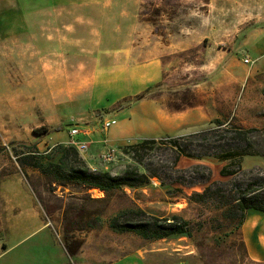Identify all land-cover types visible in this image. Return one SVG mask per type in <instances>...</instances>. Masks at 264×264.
<instances>
[{"label": "rangeland", "instance_id": "374dc122", "mask_svg": "<svg viewBox=\"0 0 264 264\" xmlns=\"http://www.w3.org/2000/svg\"><path fill=\"white\" fill-rule=\"evenodd\" d=\"M221 1L217 7L211 0H139L140 24L134 34L135 45L151 53L141 60L160 61L164 79L160 85L144 92V96L157 87L161 88L157 91L169 95L177 89L176 85L186 82L191 86L204 76L210 77L202 73L184 74L181 68L199 66L207 60L211 62L207 65H212L220 58L216 55L217 49L213 50V56H204L203 46L207 41L202 38L210 35L212 28H217L210 25L211 21L226 19L228 8L225 0ZM56 3L60 4L59 9ZM62 8L63 0H0V184L11 177L22 179L53 232L51 240L44 232L27 237L11 249L0 264H57V261L68 264L63 248L72 260L70 264H254L244 244L242 226L237 227L238 220L229 218L216 200L205 203L188 200L192 193H200L204 187L203 184L190 187L188 183L207 174L202 168L192 169L195 165L208 167L210 182L225 188L234 179L264 178V55L258 59V55L246 49L234 55L241 60L243 54H248L251 60L257 61L250 66L242 60L239 72L247 78L232 99L219 100L224 105L220 106L218 119L204 127L194 126L186 134L164 136L160 138L164 139L162 141L158 138L155 146L145 152V167L157 169L161 180L153 178L143 187L123 188L106 196L81 185L55 182L29 166L20 167L14 154V151L28 152L26 147L35 146L31 151L49 154L56 161L62 155L58 146L71 147L67 144L69 130L75 125L79 129L89 127L98 133L93 135L94 142L74 148L91 171L116 175L133 163L131 156L125 154L124 145L138 142L142 135L149 133L133 131L127 125V117L114 112L128 107L140 95L123 98L113 106L112 96L103 97L104 75L92 71L96 64L105 65L96 53L105 43L92 34L96 27L83 29L82 24L70 23L72 16L67 12L71 11ZM67 28L76 37L68 35ZM224 35L222 31L216 41L225 49L229 46ZM47 36L51 39L48 57L41 53L42 41ZM257 46L264 49V37L258 39ZM224 60L225 65L230 64L227 56ZM95 76L97 83L91 84L90 79ZM211 82H222V79ZM170 97L173 96L170 94ZM178 97L184 100V95ZM13 105L17 107L16 113ZM137 118L138 114L133 118L135 125ZM106 120L116 123L107 133L102 129ZM40 127L46 132L35 135L33 130ZM209 129H254L257 132L251 145L236 146L238 150L242 148L240 162L212 157L200 161L181 156L174 165L176 154L172 142L179 141L189 147L187 153H196L192 150H201L196 149V142L191 146L192 141H188L187 136ZM103 136L115 142L118 149L109 163L100 159L104 151L100 143ZM224 168L233 174L223 176L220 172ZM128 207H138L160 218L181 216L190 224L192 234L189 238L148 241L133 233L111 229L109 219ZM260 221L264 222L263 215ZM33 228L30 222L23 231L11 234V243L27 236ZM258 263L264 264V259Z\"/></svg>", "mask_w": 264, "mask_h": 264}, {"label": "crops", "instance_id": "0c3cea01", "mask_svg": "<svg viewBox=\"0 0 264 264\" xmlns=\"http://www.w3.org/2000/svg\"><path fill=\"white\" fill-rule=\"evenodd\" d=\"M211 1L217 3V7L222 2ZM138 2L139 0H63L62 9L71 11L67 12V15L72 16L69 19L70 23L80 26L82 24L85 26L83 29L96 27L92 34L97 35L99 42L105 43L104 47L96 52L105 65L102 67L96 64L92 73L104 75L103 97L109 99L110 96L113 97L111 106L123 98L141 95L164 81L160 61L151 59L146 62L147 58L141 60L144 55L150 56L151 53L135 45L134 34L140 24L137 16ZM59 5L56 3V8L59 9ZM224 5L228 8L226 19L211 21L210 25L217 28H212L210 30L212 33L202 38L203 41H207V45L203 46L204 56H213V50L217 49L216 55L219 54L220 58L214 59L212 65H207L211 63L207 60V63L203 62L199 66L181 68L184 74L202 73L210 77L204 76L198 84L191 86L186 82L184 85H176L177 89L170 91L173 97H170V94L166 95L165 91H157L161 89L157 87L128 107L114 110L117 115L127 117V125L133 131L149 132L142 135L141 139L156 140L164 136L186 134L194 126L204 127L208 122L218 119L220 106L224 105L219 103V100L232 99L235 91L247 78L246 75L242 76L239 70L243 57L250 59L248 54H243L241 60L234 55L245 52L246 49L258 55V59L263 57L264 49L257 46V41L264 37V0H225ZM67 30L68 35L76 37L71 30L68 28ZM222 31L229 46L225 49L220 41H216ZM50 40L47 36L46 40L42 41L44 46H41V53L46 57L49 56ZM57 47V51H60L59 44ZM226 56L230 59L229 65L224 64ZM251 61L256 62L257 59ZM221 79L222 82H211ZM226 79L227 82H224ZM90 82L97 83V76L91 77ZM178 95H184V100ZM12 107L16 113L17 107L15 105ZM136 114L137 125L133 123ZM86 131L87 135H79L77 139L94 142L92 138L94 134H98L96 130L86 127ZM102 147L104 148L103 145ZM260 218V214L250 213L241 228L244 244L252 262L264 259V246L261 245L264 243V222H261ZM30 222L34 224L33 230L27 236H21L11 243L10 235L16 231H23ZM42 232L49 236V240L52 239L50 225L42 217V209L27 184L22 179L13 177L5 179L0 184V260H3L21 241ZM63 253L69 260L68 264L72 263L64 248ZM57 264L61 262L57 261Z\"/></svg>", "mask_w": 264, "mask_h": 264}, {"label": "trees", "instance_id": "16d2710c", "mask_svg": "<svg viewBox=\"0 0 264 264\" xmlns=\"http://www.w3.org/2000/svg\"><path fill=\"white\" fill-rule=\"evenodd\" d=\"M264 95V88L262 89ZM144 94L138 96L136 100L142 99ZM46 132L44 127L34 129L35 135H42ZM256 130L237 131L227 129L201 130L195 134L187 136L188 141L196 142V153L189 152V147L182 145L179 141H173V150L176 157L174 165H177L181 156H187L196 160L205 158H215L221 161L230 160L231 162H240L242 154L238 145H251L253 135ZM225 134V135H223ZM211 142H214L213 145ZM157 141L155 139H142L135 143L124 145L125 154L131 156L133 163L129 164L125 170L119 174L112 175L108 171H91L88 165L81 159L78 151L70 146H58L62 151L61 157L54 161L49 154L38 153L35 146L26 147L30 150L25 153L14 151L20 167L29 166L37 170L41 175L52 177L55 182L71 183L81 185L87 189H95L111 195L123 188H140L147 185L151 179L161 180L157 169H150L144 165V156L147 150H151ZM237 146V147H236ZM213 153V154H211ZM239 166V165H238ZM202 168L207 172V176L202 175L200 179H194L188 183L190 187L197 184H203V190L200 193L194 192L188 200L195 203H205L210 200H216L222 208H225L228 217L238 220L237 227L240 228L250 213H257L264 216V178H254L248 181H237L234 179L227 188L224 185L211 181V172L208 167L195 165L192 169ZM223 176L233 173L222 169ZM200 180V181H199ZM79 217V216H78ZM82 220V218H80ZM79 219V220H80ZM100 221V218H96ZM80 222V221H79ZM111 229L119 233H133L142 239L148 241H158L175 237H190V224L178 215H169L167 217H157L148 214L138 207H128L115 213L108 222ZM66 249H69L68 246ZM73 255L74 253L70 251ZM259 264L258 262H253Z\"/></svg>", "mask_w": 264, "mask_h": 264}, {"label": "built area", "instance_id": "2783aa9c", "mask_svg": "<svg viewBox=\"0 0 264 264\" xmlns=\"http://www.w3.org/2000/svg\"><path fill=\"white\" fill-rule=\"evenodd\" d=\"M243 63L246 65H250L252 66L254 64V61H251L248 58L243 59ZM116 123L114 120H107L104 121L102 123V129L103 131H108L112 126H114ZM88 132L86 131V129H79L77 125L73 126L70 130H69V137H70V141L67 143L73 147H78V146H82L84 144L87 143H92V141L89 140V142H80L77 139V137L79 135H87ZM160 141L164 140V139H159ZM100 143L104 146V151L100 156V159L102 162L104 163H109L112 162L115 158V155L117 153V148L114 146V143H111V141L107 138H102ZM103 192H100V194H102Z\"/></svg>", "mask_w": 264, "mask_h": 264}]
</instances>
